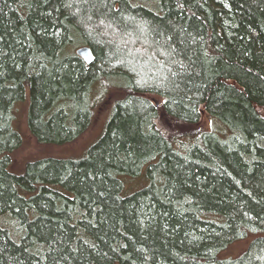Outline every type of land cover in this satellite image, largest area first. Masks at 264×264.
Masks as SVG:
<instances>
[{
	"label": "trees",
	"instance_id": "16d2710c",
	"mask_svg": "<svg viewBox=\"0 0 264 264\" xmlns=\"http://www.w3.org/2000/svg\"><path fill=\"white\" fill-rule=\"evenodd\" d=\"M0 264H264V0H0Z\"/></svg>",
	"mask_w": 264,
	"mask_h": 264
},
{
	"label": "rangeland",
	"instance_id": "374dc122",
	"mask_svg": "<svg viewBox=\"0 0 264 264\" xmlns=\"http://www.w3.org/2000/svg\"><path fill=\"white\" fill-rule=\"evenodd\" d=\"M112 101L113 99L111 100V102ZM106 106L107 105H103L101 108L96 109V113L93 116L91 126L82 136H80L75 142L62 146L38 145L28 130V126L26 124L25 111H21L18 115V124L24 139V143L22 148L17 153H15L13 157V169L18 170L19 168H21V165L24 164V162L37 158H75L81 156L84 153L85 149L94 141L98 140L99 137H101L103 131L105 130L104 128L106 121L111 113V107L109 105L107 107ZM166 118H164L163 121L166 120ZM202 118L203 126L207 129H211V118L206 115V113L203 114ZM172 124L173 121L167 123L169 128L175 127L174 124ZM122 180L124 183L123 195L126 196L131 195L139 190H142L143 188H146L149 185V181L145 174H141L140 176L135 177L125 176ZM250 238H253V236H249L248 238L234 243L225 252V256L237 257V255L241 254L243 250L246 249L247 245L251 241Z\"/></svg>",
	"mask_w": 264,
	"mask_h": 264
},
{
	"label": "water",
	"instance_id": "95a60500",
	"mask_svg": "<svg viewBox=\"0 0 264 264\" xmlns=\"http://www.w3.org/2000/svg\"><path fill=\"white\" fill-rule=\"evenodd\" d=\"M76 54L88 64H91L95 59L92 49L88 46L77 48Z\"/></svg>",
	"mask_w": 264,
	"mask_h": 264
}]
</instances>
